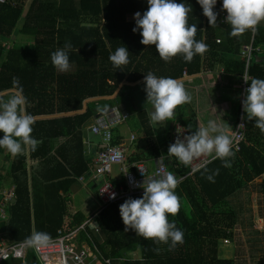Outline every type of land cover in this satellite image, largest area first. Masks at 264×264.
Wrapping results in <instances>:
<instances>
[{
	"label": "trees",
	"instance_id": "1",
	"mask_svg": "<svg viewBox=\"0 0 264 264\" xmlns=\"http://www.w3.org/2000/svg\"><path fill=\"white\" fill-rule=\"evenodd\" d=\"M175 2L191 5L188 22L196 24L195 38L208 46L203 55L195 56L191 62H185L182 56L165 62L154 45L140 43L142 37L139 31H132L135 21L130 20L132 14L142 15L147 10V0H5L4 5L0 4V91L12 87L13 77L19 78L29 101L28 112L35 117L32 135L42 140L36 151L27 155L13 157L0 149L5 166L0 191L14 189L8 205H0V210L6 213L3 217L0 212V221L7 223L2 239L9 243L25 241L33 229L50 234L51 239L58 236L68 213V200L61 196V191L69 193V190L63 182L72 185L89 171L91 164L84 146V128L99 113L120 104L128 107V89L143 81L148 72L181 80L185 70L188 75L197 76L206 68L219 65L224 74L238 79L239 85L246 68L250 78L264 79V56L253 53L247 65L241 55L242 47L251 42L253 47L264 46V22L256 32L233 37L230 25L222 22L219 6L214 8L218 13L217 26H209L197 0ZM65 41L72 44L69 53L72 67L69 72L61 73L53 67L50 57ZM121 46L128 49L130 62L115 68L109 57ZM238 92L243 95L241 87ZM232 102L235 103L231 118L238 121L241 106L235 99ZM183 106L186 114L177 110L178 118L169 122L181 124L188 134L189 125L191 131L198 128L197 114L191 105ZM146 116L140 114L141 124L153 146L149 156L143 151L127 157L128 168L141 158H157L168 153L169 135L174 126L157 142L147 126ZM243 119L246 142L240 151H234L231 167H223L220 160L206 166L208 174L219 169L214 182L202 175L204 168L189 175V166L176 167L180 162L173 156L166 159L168 171L182 178L176 189L181 197V209L178 215L169 217L184 233L182 245L170 250L168 245L145 240L131 229L125 231L119 214L123 202L99 212L93 219L98 225L97 232L88 226L80 230L79 245L87 244L99 264H235L232 259L219 258L218 244L221 240L235 239V228L243 211L242 202L235 206L233 198H238L258 179L263 180L260 191L264 194V133L246 114ZM112 143L119 145L117 141ZM84 222L85 218L77 215L71 227L75 229ZM134 253H137L135 258L131 257ZM25 261L39 264L31 249ZM6 264L21 262L10 259ZM260 264H264V257Z\"/></svg>",
	"mask_w": 264,
	"mask_h": 264
},
{
	"label": "clouds",
	"instance_id": "2",
	"mask_svg": "<svg viewBox=\"0 0 264 264\" xmlns=\"http://www.w3.org/2000/svg\"><path fill=\"white\" fill-rule=\"evenodd\" d=\"M202 14L207 18L209 26H217L218 13L214 11L217 0H197ZM147 10L141 15L134 14L135 27L139 31L144 46H155L161 60L170 62L174 57L182 56L185 62H191L197 55H203L207 44L197 40L196 24H189L191 5L177 3L175 0H147ZM222 11L226 12L224 23L230 25V35L239 37L245 32H256L264 22V0H222ZM72 51L70 41L51 53L53 67L61 73L71 70L69 53ZM129 51L125 46L118 47L109 60L115 68L126 66ZM182 80V79H181ZM171 77H157L148 72L144 75L146 102L152 105L149 114L155 124L171 121L176 118L178 106L191 102V96L183 82ZM246 82V81H245ZM245 89L242 108L248 120L255 121L254 126L264 133V79L251 78ZM241 87V84L239 85ZM29 101L23 93L18 77H13L12 87L0 91V149L6 150L13 157L27 155L36 151L42 140L33 137L35 117L28 112ZM237 127V126H236ZM187 135L177 138L168 148L167 155L175 157L184 166H190L201 157L209 158L206 163L220 160L225 168L231 167V159L235 152L232 138L215 120L201 124L195 131L188 126ZM230 128V127H229ZM163 167V157L157 160ZM199 170V169H197ZM219 169L208 174L204 165L205 179L214 182ZM182 182L171 171H163L155 176L143 179L134 185L143 189L140 198H129L119 206V214L125 231L133 230L136 235L156 244H166L174 249L184 243V233L175 220L169 217L178 215L181 209V197L176 189ZM115 199V193L109 194ZM51 243L50 234L32 230L24 244L36 250L45 248ZM159 252V249H156Z\"/></svg>",
	"mask_w": 264,
	"mask_h": 264
},
{
	"label": "built area",
	"instance_id": "3",
	"mask_svg": "<svg viewBox=\"0 0 264 264\" xmlns=\"http://www.w3.org/2000/svg\"><path fill=\"white\" fill-rule=\"evenodd\" d=\"M0 4L4 5L5 0H0ZM216 6L220 8V15L222 22L226 17V12L222 11V0H217ZM217 42H219L217 40ZM253 53L264 56V46L253 47V42L249 45L242 47L241 55L246 59L247 65L250 63ZM246 73L241 81V88L243 90V98L245 89L248 87L247 83L251 79ZM189 75L185 70L182 79L188 78ZM246 81V82H245ZM130 115L125 110L112 109L102 114L89 129L90 134L99 140L100 145L97 147V152L93 158V164L91 169V181L96 187V195L99 201L100 210H104L112 204L124 202L125 200L132 198H140L143 195V189L135 187L134 185L139 184L143 179L155 176L163 171H168L166 159L171 156L163 157V167L157 161L160 157L155 158L156 167L153 171H150V165L146 160H138L132 162L130 165L132 168H128L127 150L122 145H113L114 134L112 130L118 126L124 125ZM174 137L170 141V144L174 143L177 138H182L187 135L186 129L179 123L174 126L173 129ZM232 148L233 151H240L241 146L246 142V124L243 116L240 117L236 130L231 133ZM135 141V137H131V143ZM209 158L201 157L195 160L189 167L191 171L189 175H193L197 169L204 168L210 163H206ZM114 164L119 165L120 175L122 180L119 183H114L111 179L112 166ZM176 167H181L183 164L176 163ZM115 193V199H110L109 194ZM14 196V189L4 194V198L0 201V205H8ZM3 217L6 213L3 209L0 210ZM99 214V213H98ZM88 226L94 231H98V225L92 220H88L83 225L75 229H60L58 236L51 239L49 246L36 250L30 248L24 244V241L9 243L5 239L0 238V264H6L10 259L20 261L21 264H26V255L29 249L33 250L37 257L39 264H48L52 260L57 259L60 264H99L96 257L92 255L89 248L82 244L79 245L77 242V236L80 230ZM227 243L228 240H223ZM109 264V263H108Z\"/></svg>",
	"mask_w": 264,
	"mask_h": 264
},
{
	"label": "crops",
	"instance_id": "4",
	"mask_svg": "<svg viewBox=\"0 0 264 264\" xmlns=\"http://www.w3.org/2000/svg\"><path fill=\"white\" fill-rule=\"evenodd\" d=\"M134 17V14H132ZM130 21H135L134 19H131ZM218 40V39H217ZM216 40V42H217ZM220 42V40H218ZM217 42V43H219ZM190 76V75H189ZM238 79H236L233 76H229L223 73V69L221 66L216 65L213 68H206L201 72L200 74L197 75V77H194L192 81H187L186 79H182L181 81L184 84V87L188 91L191 97L196 95L197 100L194 102L187 103L191 105L192 107L195 106L198 108V111H196L194 108V111L197 114V125L198 127L201 124L206 125L209 120H215L217 124H219L221 127H223L229 135L233 131L236 130L237 122L239 121L241 116H244V111L242 108V100L243 96L241 93H239V84L237 83ZM137 86H143L144 83L143 81H140L139 84H136ZM133 85V86H136ZM130 87L132 89H135L134 87ZM241 92V91H240ZM239 93V95H238ZM223 95L228 96L229 98H224L222 97ZM235 99V101H238V105L241 106V113L240 117H238V121L233 120L231 118V112L230 109L233 107V103H231V100ZM192 100V99H191ZM204 107V109H202ZM83 110L84 107H83ZM123 110V109H121ZM232 111V109H231ZM84 112V111H83ZM81 112V113H83ZM91 122V121H90ZM166 126L162 127V133L157 135V133L153 130L152 124L148 119V124L150 129L155 134V140L158 142V139H163L164 136L166 137V133L169 130V127L171 126V123L169 121H166ZM93 123L90 125L87 124V126L84 128V146L86 150V155L91 157V164L89 166V171L85 172L83 176L80 178L74 180V183L72 185H69L67 183L63 182V186L68 188L69 193H65L64 190L61 191V196L66 198L65 200H68V213H66L65 220L63 223V229H70L72 222L74 223L75 218L78 216L85 218V222L88 220H92L98 215L100 206H99V201L96 195V187L91 181V169H92V164H93V158L95 153L97 152V147L100 145V143L97 141V139H89L86 134L89 132V129ZM173 126H171L172 128ZM230 127V128H229ZM90 133V132H89ZM114 134V141H117L119 145H122L123 147L126 148L127 150V157L129 158L132 155H139L141 152H145L147 156L150 154V147L153 146V143L151 142L149 149L146 148V146H143L144 144H138L135 145V148L132 147L131 143V137L134 136V133H131V136L129 139H127V135L124 134L123 132H116ZM170 140V139H169ZM131 143V144H130ZM170 143V141H169ZM146 144V143H145ZM171 145V144H170ZM164 156V155H163ZM168 156V155H166ZM3 157L0 158V177L4 175V162H3ZM155 158H141V160H147L149 165H150V171H153L154 167H156L155 164ZM153 159V161H152ZM31 165H36L35 163H32ZM111 179L114 183H119V180L121 178L120 176V171L115 173V175H112L111 173ZM32 183V181H30ZM0 183H2V179L0 180ZM11 189V188H10ZM9 189V190H10ZM5 191H8L7 189ZM85 192L86 193V202L79 204L77 207L76 204V196L74 192ZM1 192V191H0ZM2 197V194L0 195V198ZM4 221V220H2ZM1 222V221H0ZM6 222V221H5ZM84 222V223H85ZM62 229V228H61ZM4 239V238H3ZM78 242V241H77ZM88 248L89 246L85 243ZM90 252L92 253L91 249L89 248ZM94 256V254L92 253ZM98 261V260H97ZM99 263V262H98Z\"/></svg>",
	"mask_w": 264,
	"mask_h": 264
},
{
	"label": "rangeland",
	"instance_id": "5",
	"mask_svg": "<svg viewBox=\"0 0 264 264\" xmlns=\"http://www.w3.org/2000/svg\"><path fill=\"white\" fill-rule=\"evenodd\" d=\"M8 42L9 41L2 40L3 44H6ZM194 77L197 76H189L188 78H186V80L192 81ZM133 87L135 89H128V92L126 93L130 97V101L127 103L128 107H126L125 104H120L117 105L116 107L111 108V110L123 109L130 115L128 121L124 125L114 128L112 130V133L123 132L124 134L127 135V139H129L131 133H134V137L136 141L132 144V147L135 148V145H138L140 143V144H144L143 146H146V148L149 149L151 145L150 144L151 139L148 138L147 136V131L145 127H143L144 124H141L143 123V121H141L140 114L141 113L147 114L148 117L147 116L146 117L151 122L153 130L159 136L162 133V129H163L162 127L163 126L165 127L167 123L165 121L160 124H155L150 120L149 114L153 111V108L150 103L146 102V93L144 91L145 84L143 86L136 85ZM191 99H192L191 102L194 103L197 100L196 95H194V93ZM87 103L88 105L91 104L90 102ZM193 108L196 111H198L196 104ZM202 109H204V107ZM231 109L230 112L232 114ZM177 110L178 111L182 110L186 114V108L183 105H181V108L177 107L176 111ZM129 111L131 113H129ZM99 114L102 115V113ZM177 118L178 117L176 115V118L174 119ZM94 122H95V117L91 120V122L88 123V125ZM176 124L177 122L174 121L173 123H171V126H175ZM86 136L92 140L97 139L96 137H93L89 132L86 134ZM173 137H174V132L170 131V135H169L170 141L172 140ZM97 141L99 142L98 139ZM118 169H119V165L114 164L112 166V172H111L112 175H115ZM261 182H263L262 179H258L254 181L252 184L249 185V188L247 190H245L243 193L239 195L238 198L236 199L233 198V200H235V206L236 205L238 206L239 205L238 203L242 202L243 212L241 213L240 220L235 228V237H233L235 239L228 240L227 243H224L223 240L219 241L218 243L219 258L232 259L233 261H235V264H260V259L264 257V194L261 193L260 191ZM7 190L8 191H4L3 193L0 192V195L2 194L0 201L4 198V194L8 193L12 189L10 190L7 189ZM74 194L77 195L75 198L77 207L79 206V204L86 202L87 196L85 192L76 191L74 192ZM131 257L134 258L137 257V253L131 254Z\"/></svg>",
	"mask_w": 264,
	"mask_h": 264
},
{
	"label": "water",
	"instance_id": "6",
	"mask_svg": "<svg viewBox=\"0 0 264 264\" xmlns=\"http://www.w3.org/2000/svg\"><path fill=\"white\" fill-rule=\"evenodd\" d=\"M101 116V114H97L95 116V119H98ZM7 232V223L5 221L0 222V235H3Z\"/></svg>",
	"mask_w": 264,
	"mask_h": 264
},
{
	"label": "bare ground",
	"instance_id": "7",
	"mask_svg": "<svg viewBox=\"0 0 264 264\" xmlns=\"http://www.w3.org/2000/svg\"><path fill=\"white\" fill-rule=\"evenodd\" d=\"M48 264H60V263L58 262L57 259H55V260H52L51 262H49Z\"/></svg>",
	"mask_w": 264,
	"mask_h": 264
}]
</instances>
